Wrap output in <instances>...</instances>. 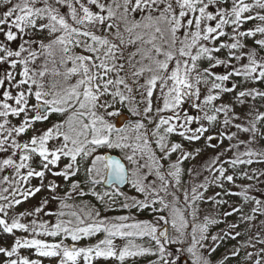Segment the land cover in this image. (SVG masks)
Segmentation results:
<instances>
[{"label": "snow or ice", "instance_id": "6c2138e0", "mask_svg": "<svg viewBox=\"0 0 264 264\" xmlns=\"http://www.w3.org/2000/svg\"><path fill=\"white\" fill-rule=\"evenodd\" d=\"M3 2L0 66L6 67L0 71V232L13 236L14 242L10 247L0 246V255L6 257L2 264H43L42 259L22 255L20 249L55 259L56 264H95L109 259L124 264L128 258L155 253L158 261L154 264H177L166 247L171 244L184 245L179 251L188 253L191 264H212L203 250L209 254L215 251L205 241L209 226L219 221L205 216L203 222L191 223L189 234L190 222L177 206L178 193H182L188 215L195 221L199 212L196 202L205 199L199 189L207 191L209 184L193 185L190 190L180 187L182 163L193 152L171 136L178 135L189 144L204 138L209 147H215L209 143L215 135H206L211 126L221 114L224 127L237 119L231 106L215 103L224 93L240 87L237 83L229 87L226 82L233 76L242 78L241 83L264 82V38L255 39L257 33L264 37V14H248L253 8L264 9V0ZM253 20L261 23L241 30ZM245 37L254 38L257 47L248 48L242 42ZM222 50H226V59L216 55ZM233 60L246 62L237 66ZM220 65L230 70L218 75L213 69ZM202 87L206 90L203 95ZM247 96L264 97V92L256 88L236 92L240 104ZM117 104L126 106L137 119L123 128L111 123L106 117L116 115L109 109ZM186 104L196 114L187 111ZM256 112L249 126L234 124L239 132L251 136L232 145L237 151L224 162L230 168L264 163V150L251 147L258 135H264L257 127L264 112ZM53 115L64 118L50 122ZM37 124L47 126L37 128ZM193 124L198 126L190 127ZM236 136L237 132H232L227 138ZM240 144L245 145L244 151L238 150ZM116 150L119 155L113 154ZM200 151L195 149L197 154ZM64 159L67 163L61 168ZM165 160L170 161L166 167ZM218 163V158L212 159L207 170L218 173L210 183L222 188L221 181L233 183L235 176L226 174L223 164L217 168ZM49 175L62 178L67 188L57 179H48ZM242 175L253 178L246 171ZM152 176L155 179L150 180ZM33 179L39 184L33 185ZM123 185L139 196L128 195ZM248 187L236 194L245 203L253 199L251 211L264 214V201L249 197ZM45 190L48 195L37 206L16 211ZM88 196L100 207L84 199L76 202ZM50 204L56 207L48 208ZM120 210L151 211L155 219L150 222L130 215L104 214ZM41 214L54 220L42 219ZM160 221L170 224L176 235L169 237ZM15 230L28 235L17 236ZM98 234L102 238L95 243L80 246L81 240ZM238 236L236 232L232 238ZM144 237L155 242V253L135 242ZM117 238L124 243H115ZM210 238L213 244L218 240L217 235ZM68 239L70 244L65 242ZM257 239L264 244L259 234ZM262 254L264 248L247 253V258L264 264ZM232 255H238V250Z\"/></svg>", "mask_w": 264, "mask_h": 264}, {"label": "rangeland", "instance_id": "374dc122", "mask_svg": "<svg viewBox=\"0 0 264 264\" xmlns=\"http://www.w3.org/2000/svg\"><path fill=\"white\" fill-rule=\"evenodd\" d=\"M247 3H253L254 0H246ZM4 10H6V6L4 5L3 0H0V13H2ZM257 12L260 14H264V9L259 8H253L250 13L251 15H255ZM261 23L258 20L248 21L245 23L241 30H247L249 28H254L257 24ZM226 31L231 32V28H227ZM46 35V34H37V36ZM264 38L261 37L259 33L256 34L255 39ZM2 39V37H0ZM223 40L227 42H231L228 37H223ZM242 42L245 43L248 48L257 47L254 44V38L252 37H245L242 38ZM79 51V49H77ZM239 54V53H237ZM261 54H264L262 52ZM221 59H226V50H222L220 53L216 54ZM246 60H242L240 62H237L235 60L232 61V64L239 65L240 63H244ZM203 67H207V63H204L202 65ZM6 66H0V71H3V68ZM227 70L223 65L217 66L213 69V71L218 74L222 75ZM240 77L233 76L229 82H226L227 86H231V83H237L240 85L235 91L231 93H224L219 100H217L215 103L217 105L223 103L228 104L234 109V113L237 117V119H234L231 124H229L227 127L223 126V114L220 115V119L218 122H216L213 126H211V130L206 135H215L214 141H211L209 143H212L215 145V147H209L205 143V139L202 138L200 141L193 142L189 144L187 141H181V138L178 135L173 134L171 136V139L173 141L182 142L188 150L193 152V155L187 158L182 163L183 173H182V179L183 183L180 185V187L183 189L185 187L190 188L193 185H199L201 183H208L209 187L207 188V191L204 189H199L201 192H204L205 199L203 201H197L196 206L199 208L198 217L194 221L193 218L188 215V209L185 206L183 195L182 193H178V196L180 197L179 204L177 205L182 209L184 212L186 218L189 220L190 225L189 228L186 229V231L190 234L191 231V223H200L203 222V218L205 216H208L210 218H215L219 221V223L215 225L209 226V239L205 241L207 245H210L211 247L215 248L214 252H209L207 250H203L205 252V255L208 256V258L212 261V264H254L253 260H249L247 258V253H259L261 248H264V244H261L258 242L257 234H259V239H264V214H261L260 212L253 213L251 209L255 207V202L253 199H250L247 203L244 202L243 197L240 195H237L236 193H240L241 191L245 190L244 186H250L247 188L249 197H254L256 199H260L264 201V163H253L252 165H240L236 169L230 168L225 161H228L229 159L233 158L235 152L237 149L232 148V145H237L239 140L247 141L249 140L251 133H243L239 132L235 127L234 124L240 123L242 126H249V121L254 119V116L257 114L256 110L260 112H264V97L256 96L255 99H253L252 96H247L245 98H242L244 100L243 104H240L236 100V92L240 90H244L247 88H256L258 91L264 92V82H252L247 81L244 83H241ZM142 82V81H141ZM205 89L202 87V95L205 94ZM136 98L139 100V94L136 93ZM142 107V106H141ZM187 111H189L191 114H196V110L192 109L190 105L184 106ZM109 111L116 112V115L111 117H106L111 123L116 125L119 128H123L125 125L129 124V121H134L137 119V117H133L131 113L128 111V108L126 106H121L120 104L115 105L113 109H109ZM252 112V115L249 116L248 113ZM231 115V114H230ZM64 117L53 115L50 118V122H54L58 119H63ZM10 119L13 121V123H18L16 118L10 117ZM147 123V121H145ZM206 123V122H203ZM47 125H40L37 124V128L46 127ZM198 124H193L190 127H196ZM149 129H151L152 125H148ZM257 127L260 129L261 134H264V120H261L257 122ZM220 132H223L224 135H219ZM237 132L236 138H233L232 140H229L227 137L232 133ZM31 135V133H29ZM131 135H135V133H131ZM23 139H27V137H22ZM264 145V135H258L256 137L255 142L251 145L254 149H256L257 146ZM154 147V145H153ZM199 148L201 151L197 154L195 153V149ZM239 151L245 150V145L240 144L238 145ZM257 150V149H256ZM115 154L119 155V150H116L114 152ZM157 156H159V150H156ZM176 155L174 154L172 156V160L176 159ZM219 160V163L216 165L218 168L220 164H223V166L227 169L226 174H233L235 176V180L233 183H229L226 180L221 181L220 183L223 184V187H218L214 184H211L210 181H212L215 176L218 173L210 172L207 170V165L210 163L212 159ZM170 161H162V163L167 166V164ZM67 163V160H62L60 167H63V164ZM188 169H192V172H189ZM255 170V171H253ZM146 171V170H145ZM248 172L250 176H252V179H248L246 176H243V172ZM205 177L208 178V180H205ZM80 179L83 178V169H81L80 173ZM48 179H57L58 183H61L63 187L67 188V182H64L62 178H54L51 175H49ZM150 180L155 179L154 176L149 177ZM33 185H38L39 181L37 179H33L31 181ZM257 186V188H256ZM103 190V189H98ZM122 190L126 192L128 195H137L139 194L135 193L133 189H131L129 186L122 187ZM231 192L233 194L229 195L228 193ZM219 193V195H217ZM48 195L47 191H41L40 193L36 194L33 198H31L27 203H24L17 207L16 211H24L25 209H30L33 206H37L44 198H46ZM163 195V193H161ZM211 196L212 200H207V197ZM142 198V197H140ZM80 199H84L86 201H89L93 204H96L97 207H100L99 202L95 200L94 197H84V198H77L76 202L79 203ZM170 200L171 197H168ZM223 200L225 203L219 204L216 203V201ZM71 203V201H69ZM159 206V205H157ZM56 207L55 204H50L48 208L54 209ZM233 208H239V212H233ZM47 210V209H46ZM224 212H232L230 216H224ZM109 216H115V215H130V217L136 219V220H148L153 221L155 219L154 214L151 211H144V212H135L134 210L132 212H129L128 210H120L119 212H109L104 213ZM167 215V212L164 213ZM245 217H253V219H246ZM42 219H50L54 220V218H50L47 216H44L41 214ZM31 219V218H28ZM27 222V220L23 221ZM129 222H132L131 219ZM161 225H164L163 221H160ZM235 224V228H229V225ZM168 234L169 237L175 236L176 233L172 229L170 224H167ZM17 236H26L27 233H23L20 230H15ZM239 232L240 236L233 239L232 237L235 236V233ZM211 235H217L218 240L213 244L211 241ZM42 239H47L51 241L53 238H45V237H38ZM102 238V234H98L96 238H89L84 239L79 242L80 246L87 245L89 243H95L96 239ZM190 239V235H189ZM14 242V237L8 234H3L0 232V246L3 247H10L11 244ZM66 243H71V240L68 239L65 241ZM136 243L143 245L144 247H150L153 249V252L155 253V242L152 241L148 237H144L142 239L137 238ZM115 243L122 245L124 243L123 240L117 238ZM254 245V246H253ZM169 246H172L173 248H176L178 251L184 245L179 244H171ZM238 250V255L233 256V251ZM22 255H30L33 259H42L43 264H56L55 259H48V258H40L36 256L34 251H29L27 249H20L19 250ZM181 251H179L178 254H180ZM180 260L177 261V264H182V259H186V262L184 264H191L190 257L187 252H181ZM174 254V253H172ZM264 255V254H262ZM15 258V257H13ZM174 258V255L172 256ZM6 257L3 255H0V264H2L3 260H5ZM176 259V257L174 258ZM158 261V253L155 254H145L139 257L134 258H128L124 262V264H154V262ZM95 264H119L118 261H115L113 259H109L107 261L99 260L96 261Z\"/></svg>", "mask_w": 264, "mask_h": 264}, {"label": "trees", "instance_id": "16d2710c", "mask_svg": "<svg viewBox=\"0 0 264 264\" xmlns=\"http://www.w3.org/2000/svg\"><path fill=\"white\" fill-rule=\"evenodd\" d=\"M256 149L257 150H264V145H259V146H257L256 147ZM263 179H264V177H263ZM264 181V180H263ZM263 186H264V184H263ZM256 188H257V186H256ZM258 189V188H257ZM167 248H168V250L171 252V253H174L173 255H174V258L176 257V260L179 262V260H180V256H181V252H180V254H178L179 253V251L176 249V248H173L172 246H169V245H167L166 246Z\"/></svg>", "mask_w": 264, "mask_h": 264}, {"label": "water", "instance_id": "95a60500", "mask_svg": "<svg viewBox=\"0 0 264 264\" xmlns=\"http://www.w3.org/2000/svg\"><path fill=\"white\" fill-rule=\"evenodd\" d=\"M113 154H115V153H113ZM115 155H117V154H115ZM125 185H123V186H121V187H124ZM163 227H166L167 228V225H163ZM160 230H162V229H160ZM186 262V259H182V261H181V263L182 264H184Z\"/></svg>", "mask_w": 264, "mask_h": 264}]
</instances>
